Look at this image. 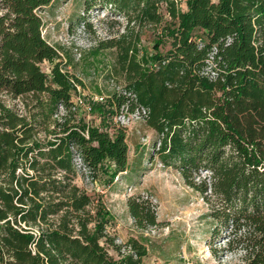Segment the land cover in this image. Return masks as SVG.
I'll use <instances>...</instances> for the list:
<instances>
[{
    "label": "trees",
    "instance_id": "obj_1",
    "mask_svg": "<svg viewBox=\"0 0 264 264\" xmlns=\"http://www.w3.org/2000/svg\"><path fill=\"white\" fill-rule=\"evenodd\" d=\"M52 1L0 0V95L24 111L0 99V264H143L146 247L131 239L123 252L102 201L75 183L79 169L107 187L128 170V127L113 119L141 109L153 155L214 204L215 240L238 264H264V0H82L123 28L93 50L114 51L122 84L89 99L90 120L73 110L81 82L41 34ZM148 28L159 32L142 50ZM126 207L137 229L158 226L148 198Z\"/></svg>",
    "mask_w": 264,
    "mask_h": 264
},
{
    "label": "rangeland",
    "instance_id": "obj_2",
    "mask_svg": "<svg viewBox=\"0 0 264 264\" xmlns=\"http://www.w3.org/2000/svg\"><path fill=\"white\" fill-rule=\"evenodd\" d=\"M105 14L95 10L85 13L82 0H53L39 12L43 23L42 37L59 50L65 70L82 84L75 98L76 103L82 105L88 104L90 98L117 91L122 84L113 70L114 51L93 53L98 42L107 39L109 31L113 34L123 30L111 24V20L117 18ZM80 18L92 24L94 34L85 31ZM158 32L155 28L142 32V50L153 46ZM166 48L167 43L160 50ZM42 66L48 72V65ZM0 99L24 114L18 100L4 95H0ZM63 114L65 112L60 110L58 119ZM117 122L128 126V170L119 174L110 187L83 169H79L75 180L94 200L100 199L110 213L106 234L122 247L123 252L131 239L145 246L147 257L143 264H238L240 254L225 252V241L215 240V222L210 217L214 204L203 200L198 192L186 186L177 170L163 166L153 155L151 150L156 134L143 122L128 121L127 116ZM37 138L43 140L45 135L40 132ZM76 164L80 168L79 160ZM207 176L200 173L194 180L200 183ZM137 195L148 198L155 206L158 226L146 230L135 227L126 201ZM109 253L117 257L111 249Z\"/></svg>",
    "mask_w": 264,
    "mask_h": 264
},
{
    "label": "built area",
    "instance_id": "obj_3",
    "mask_svg": "<svg viewBox=\"0 0 264 264\" xmlns=\"http://www.w3.org/2000/svg\"><path fill=\"white\" fill-rule=\"evenodd\" d=\"M93 100L101 102L103 100V98L95 97V98H93ZM79 107H82L85 110V112H87L86 119L90 120L91 118L89 119V117H90V115H89V112H90L89 106L87 104H83L82 105L81 102L76 103V101L74 100V109L73 110L75 111V109L79 108ZM146 113H147L146 110H143V109L138 110V111H136L135 113H133V114H131L129 116L126 115V113H123L122 115L115 117L113 119V122L114 123H118V124L123 125V126H127V125L123 124L122 122H117V119L118 120L119 119H123L125 116L128 117V121H134L135 120V121H139V122H144V118L146 116Z\"/></svg>",
    "mask_w": 264,
    "mask_h": 264
}]
</instances>
